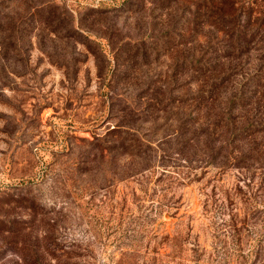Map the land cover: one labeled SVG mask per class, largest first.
Masks as SVG:
<instances>
[{
    "label": "rangeland",
    "instance_id": "1",
    "mask_svg": "<svg viewBox=\"0 0 264 264\" xmlns=\"http://www.w3.org/2000/svg\"><path fill=\"white\" fill-rule=\"evenodd\" d=\"M201 1L0 0V220L25 222L2 233L0 264H264V133L244 167L156 145L173 140L179 106L211 117L224 106L179 105L199 86L177 91L189 74L172 76L175 61L225 46L218 30L247 18L255 29L264 14V0H224L225 25L195 22ZM259 33L222 61L238 63L223 97L262 62ZM254 106L236 110L237 127ZM134 136L158 153L137 173L107 151Z\"/></svg>",
    "mask_w": 264,
    "mask_h": 264
},
{
    "label": "trees",
    "instance_id": "2",
    "mask_svg": "<svg viewBox=\"0 0 264 264\" xmlns=\"http://www.w3.org/2000/svg\"><path fill=\"white\" fill-rule=\"evenodd\" d=\"M173 1L175 2V7H178L176 3L177 0ZM201 5L204 6L202 12L199 10ZM168 6L169 5L165 6V8ZM225 10L226 1L224 0H202L197 4V8L194 12H192V18L195 22L201 21V23H204L209 21L210 24L220 23L221 25H225V16L227 15ZM262 12L263 11H261V13ZM248 22L249 18H247L244 23L241 21L235 24V27L231 26L230 30H218L222 33V37L216 40L217 42H225V46L207 52V50L201 48L202 45L198 44L195 46L193 55L190 58L182 57L175 61L172 69V76L178 77L184 73L189 74L185 79L178 82L176 86L177 91L184 87H188L194 82L199 86L194 92H189L185 94V96H177V103L179 105L186 100L189 102L201 101L196 102L199 103L197 105H201L204 102L210 105L219 103L224 106L219 107L213 117H211L212 115L208 112H202L203 114L197 113L195 114L196 116H192L191 110L185 112L183 108L179 106L175 113L176 116L172 118L176 124L173 140L170 142L164 138L163 141L160 140L156 143L157 147H161L162 145L167 147L160 148L161 153L166 149H170L186 160H195L196 157H199L198 159L200 160L207 159V162L216 163L215 165L222 169L229 167H244L245 163L242 161L246 160L247 156H249L247 159L252 161L251 164L254 163L253 161L260 159L254 157L255 152H257V157H260L261 153L258 154L260 148H257V143H255L252 136L260 132L264 133V56L259 59L262 60V62H260L258 68L254 70L253 73L242 78L239 83L231 84L232 87L235 86L234 93L232 92L231 95L227 97L222 96L232 80L227 71L238 65L236 62L224 64L222 61L241 57L245 53L243 52V49L245 50V48H243L244 45H249L255 35L259 34L260 36L259 31L264 32V14L261 18L255 19V29H248ZM192 23L194 24V22ZM256 41V43H258L259 39ZM252 48L254 49V46ZM197 52L200 53V57H193ZM206 55L210 58L208 57L204 60ZM223 69L227 70L223 71ZM186 96L187 98H185ZM244 96L249 99L248 102H244L242 99ZM253 103L256 105L254 106ZM248 106H254L256 111L251 116L245 117L242 125L240 126L239 124L237 127V118L241 120L244 114L236 110L245 109ZM228 132H243L244 141L241 142L240 139V141L237 140L238 142H233L230 139L224 140V136ZM125 140L126 138H122L120 141L113 140L107 151L109 154H113L112 159L119 156H127L130 160L129 166L136 169L134 173L147 169V167L152 165V161L157 160L158 153H154L157 151L153 147V142L151 140L145 141L135 136L130 138L128 142H125ZM99 149L100 148H96V150ZM100 152L102 151L100 150ZM137 166L141 167L140 170H137ZM3 222H5L6 225L8 224V227L7 229H1L0 227V241L2 240L3 232L7 235H11V233L17 231L16 229H24L23 223L25 224V222L23 221L10 219L0 220V224ZM15 222H17L19 226H14L13 223ZM32 241L37 242L38 238L34 236ZM33 242L29 244L30 250L36 246L35 242ZM14 244L16 247H19L20 239H14ZM0 246H2V244Z\"/></svg>",
    "mask_w": 264,
    "mask_h": 264
}]
</instances>
